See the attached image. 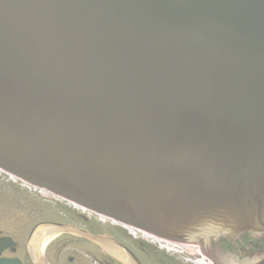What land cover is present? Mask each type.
Wrapping results in <instances>:
<instances>
[{
    "label": "water",
    "instance_id": "1",
    "mask_svg": "<svg viewBox=\"0 0 264 264\" xmlns=\"http://www.w3.org/2000/svg\"><path fill=\"white\" fill-rule=\"evenodd\" d=\"M0 167L178 242L264 232V0H0Z\"/></svg>",
    "mask_w": 264,
    "mask_h": 264
},
{
    "label": "flooded vegetation",
    "instance_id": "2",
    "mask_svg": "<svg viewBox=\"0 0 264 264\" xmlns=\"http://www.w3.org/2000/svg\"><path fill=\"white\" fill-rule=\"evenodd\" d=\"M25 183L18 182L19 186ZM45 192L51 198L59 197ZM26 198L22 188L11 189L1 198L7 208H0V264H264V232L218 236L202 244L200 252H156L115 228L103 230L104 224H94L80 214L82 210L92 212L81 207L73 206L78 210L73 212L75 219H39L28 228L22 218ZM4 209L13 211L15 220L1 218ZM39 227L50 235L35 237Z\"/></svg>",
    "mask_w": 264,
    "mask_h": 264
},
{
    "label": "rangeland",
    "instance_id": "3",
    "mask_svg": "<svg viewBox=\"0 0 264 264\" xmlns=\"http://www.w3.org/2000/svg\"><path fill=\"white\" fill-rule=\"evenodd\" d=\"M15 178H9L5 176L4 174L0 173V208L1 207H6L7 204L4 200L2 201L1 198L11 192V189H20L22 188L27 195L26 198V207L24 211L22 212L23 215V220L26 221V224H28V228L37 220L39 219H75L76 217L74 216L73 212L78 213L77 208H74L72 205L67 203L68 201L63 200L60 197H53L51 198V195L48 194L45 191L39 192L37 188L27 186V185H22L19 186L17 183V180ZM19 182V181H18ZM37 196H36V195ZM37 199L35 200V197ZM54 201V202H50ZM33 210L35 213H33ZM83 211V212H82ZM80 214L82 216L84 215L87 219L91 220L92 222L98 223V224H104L102 226L103 230H111L112 228L117 231L121 232L122 234L131 237L132 239L139 240L143 246H147L148 244L151 246V250L156 251V252H168L169 250L163 248L164 245L168 244L166 242V238H161V237H148L146 238L144 235H142L138 231H133L129 232L128 229L124 228L121 226L119 223H111L108 219H104L102 216H99L93 212H87L82 210ZM36 213L38 214V217L36 216ZM65 215H63V214ZM1 218H7L9 220H15L14 212L13 211H8V209H4L1 211ZM104 219V220H103ZM165 240V241H164ZM172 243L171 245H175V251L173 252H184V251H192V252H200V246L204 244V242L200 241L199 244H196L195 242L193 244L189 243H183V242H178L174 241L172 239H168ZM209 250V249H205ZM191 257L195 255H190ZM178 257H181L180 255ZM189 261V260H187Z\"/></svg>",
    "mask_w": 264,
    "mask_h": 264
},
{
    "label": "bare ground",
    "instance_id": "4",
    "mask_svg": "<svg viewBox=\"0 0 264 264\" xmlns=\"http://www.w3.org/2000/svg\"><path fill=\"white\" fill-rule=\"evenodd\" d=\"M124 227L125 228H127L129 231H131V232H133L134 230H133V228L131 227V226H125L124 225ZM50 235V233H49V231L48 230H46L45 228H40V229H38L36 232H34V236L35 237H47V236H49ZM143 235H145L144 233H143ZM146 236V235H145ZM112 249V248H111ZM114 251H117L116 249H113Z\"/></svg>",
    "mask_w": 264,
    "mask_h": 264
}]
</instances>
